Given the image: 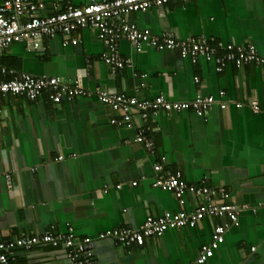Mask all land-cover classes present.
Returning <instances> with one entry per match:
<instances>
[{
	"label": "crops",
	"instance_id": "crops-1",
	"mask_svg": "<svg viewBox=\"0 0 264 264\" xmlns=\"http://www.w3.org/2000/svg\"><path fill=\"white\" fill-rule=\"evenodd\" d=\"M30 1L43 3L39 14L45 17L68 4L102 0ZM125 20L153 35L169 31L179 39L251 44L264 58V0L171 1L130 13ZM72 39L75 45L62 44ZM118 48L133 68L114 77L101 60L104 44L87 28L44 38L39 50L15 43L0 51V70L13 72L9 79L27 73L72 80L82 72L83 86L90 91L138 100L162 95L171 102L210 97L212 105L202 115L192 110L149 114L137 128H150V151L135 142L137 129L112 126L117 114L93 97L59 104L46 95L33 102L1 97L0 242L62 232L70 224L77 237L94 239L91 264H191L226 218H205L195 229H168L145 238L142 246L97 239L119 226L138 229L148 218L190 212L201 204L190 194L180 204L173 194L153 188L154 166L161 164L165 171L179 172L187 184L203 181L223 188L227 203L246 207L205 264H264V67L229 65L218 73L212 59L193 63L176 51L151 48L136 53L125 40ZM142 74L147 77L141 79ZM253 101L258 113L250 107ZM15 264L71 263L64 251L42 245L18 251Z\"/></svg>",
	"mask_w": 264,
	"mask_h": 264
},
{
	"label": "built area",
	"instance_id": "built-area-1",
	"mask_svg": "<svg viewBox=\"0 0 264 264\" xmlns=\"http://www.w3.org/2000/svg\"><path fill=\"white\" fill-rule=\"evenodd\" d=\"M186 2L187 0H102L83 6L68 4L62 11L50 16H41L39 12L44 5L30 0H0V51L15 43L24 42L33 50L41 48L44 38L68 36L81 29H90L106 50L101 54V60L109 67V74L114 77L123 69H132L130 59L123 58L119 53L121 40L127 41L136 53L146 48L156 51H176L183 58L195 63L199 58L212 59L218 73L227 66L242 68L248 64L264 67V58L258 55L251 44L243 46L206 39L204 37L176 38L171 32L164 31L153 35L148 29L138 28L134 23H128L125 16L130 13L146 12L152 8H162L167 3ZM77 40L63 41V45H75ZM1 76L13 74L5 68L0 70ZM81 73L72 80L59 76H33L19 73L11 79L0 80V98L4 96L22 97L35 101L43 95L51 102H71L76 98H95L101 104L108 106L116 117L110 124L117 128L137 129L135 142L143 144L152 151L153 143L147 137L148 126L138 127L140 121H146L149 114L156 115L159 111L184 112L194 111L202 115L213 103V98H197L192 102H171L159 95L153 100H138L134 96L116 94L102 89L90 91L83 86ZM147 74L140 75L145 79ZM144 86V84L140 85ZM240 108L241 104H235ZM253 113H258L255 101L250 105ZM226 108V105H221ZM62 160V157L58 158ZM156 174L152 187L163 192H169L180 202L190 194L200 198L201 204L190 212H166L160 218H148L138 229L119 226L98 234L97 239H113L124 245L142 246L145 238L161 236L168 229H195L205 218L219 217L227 221L213 229L212 237L207 245H203L196 259L191 264H205L213 257L215 251L224 242V234L230 224L236 225L239 213L245 206L227 203L228 194L223 188H211L203 181L198 184H187L179 172L165 171L161 164L154 166ZM136 183H133L135 186ZM90 237H77L73 226L68 224L62 232H45L41 235H21L15 240L0 242V264H15L17 252H30L39 246H50L66 253L71 264H91L93 259Z\"/></svg>",
	"mask_w": 264,
	"mask_h": 264
},
{
	"label": "trees",
	"instance_id": "trees-1",
	"mask_svg": "<svg viewBox=\"0 0 264 264\" xmlns=\"http://www.w3.org/2000/svg\"><path fill=\"white\" fill-rule=\"evenodd\" d=\"M4 79H9V78L5 77ZM43 96H44V95H43Z\"/></svg>",
	"mask_w": 264,
	"mask_h": 264
}]
</instances>
